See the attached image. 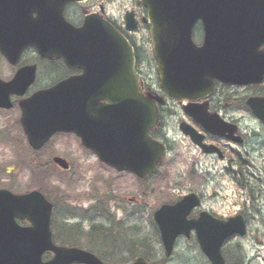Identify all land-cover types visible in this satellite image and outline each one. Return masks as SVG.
<instances>
[{
	"label": "water",
	"instance_id": "water-1",
	"mask_svg": "<svg viewBox=\"0 0 264 264\" xmlns=\"http://www.w3.org/2000/svg\"><path fill=\"white\" fill-rule=\"evenodd\" d=\"M87 0H0V53L16 65L22 53L35 48L45 59H62L83 76L38 92L21 103V124L34 150L56 134H75L100 161L140 179L157 172L165 148L149 133L159 121L156 100L146 98L135 71L134 49L110 24L88 17L75 28L64 17L69 3ZM148 9L153 53L162 90L171 99L187 101L186 113L210 133L225 135L220 117L210 119L193 102L212 94L215 81L231 86L260 85L264 81V0H141ZM201 21L205 41L197 47L192 30ZM126 28L135 32L133 13ZM36 66L21 69L13 81L0 80V109L13 108L11 97L25 96L36 79ZM104 103V104H101ZM248 106L264 123V99ZM181 130L194 144L202 137L186 125ZM233 133L232 130L229 131ZM210 153L207 147H203ZM68 170L66 161H54ZM200 205L195 194L155 214L166 255L177 239L196 231L204 255L212 264H225L222 247L235 235H246L243 217L228 222L206 213L198 221L187 218ZM52 204L40 192L14 195L0 190V264H105L92 253L57 246L53 240ZM19 222H29L24 227ZM50 253L53 257L44 260ZM134 264H147L142 258Z\"/></svg>",
	"mask_w": 264,
	"mask_h": 264
},
{
	"label": "rangeland",
	"instance_id": "rangeland-1",
	"mask_svg": "<svg viewBox=\"0 0 264 264\" xmlns=\"http://www.w3.org/2000/svg\"><path fill=\"white\" fill-rule=\"evenodd\" d=\"M135 7L137 0H117L116 5L108 8L107 12L122 25L126 12L134 10ZM137 37L144 41L143 45L141 43L138 45V49L144 64L142 72L145 84L158 92L159 96H163L152 54L150 32L143 30ZM34 55H36L34 51L27 52V60L30 61ZM47 65L49 64L43 63L41 67V81H47L49 78ZM11 71L0 56V77L4 79L9 77ZM253 92L246 89H218V93H224V96L238 98L251 95ZM166 102L171 105L174 103L168 99ZM19 117V113L15 110L0 112V187L19 194L34 189L43 190L57 204L56 219L62 221L65 220L67 207L73 206L89 212L92 206L96 205L95 203L103 202L112 216L111 220L123 222L126 228L125 234L129 235L128 240L132 248L134 244L136 245L132 243L133 241L149 243L152 251L154 250V257L150 252L154 264L163 260L165 254L149 216L161 205L172 203L187 193L202 190L207 192L208 197L214 194L215 190L222 193V196L218 195L220 199H216V203L207 200L206 207L214 206L215 210L221 207L223 200L228 203H236L239 200L232 196L231 190H235L233 188L235 184L221 172L227 162L222 163L214 157L202 156L180 133L179 122L174 119L170 122L169 133L167 132L172 151L168 152L159 173L148 183L140 184L131 174H118L107 169L94 155L86 152L75 138L58 137L43 155L37 157L31 155L22 128L18 124ZM237 117L243 120L241 124L246 127L245 130H259V123L252 114L243 112L238 113ZM263 141L264 138L261 137L249 143L252 160L255 166L262 168V172H264V159L261 154L253 151L252 146H258ZM55 156L64 157L70 163L71 171L65 173L51 166L52 158ZM39 165H44L46 168V174L41 180L34 178L31 171ZM263 176L259 184H264ZM261 193L262 196H259V202L256 203L257 209L253 213L257 219L253 217L251 220V234L239 242L234 241L231 245L234 253L240 255L247 264H264V221H262L264 192ZM89 225L87 220L83 222L85 232L88 231ZM99 244L101 243L94 245L101 249ZM190 247H193V243L180 242L167 264H208L203 255ZM119 257L122 262L132 261V257L127 253L120 254Z\"/></svg>",
	"mask_w": 264,
	"mask_h": 264
},
{
	"label": "flooded vegetation",
	"instance_id": "flooded-vegetation-1",
	"mask_svg": "<svg viewBox=\"0 0 264 264\" xmlns=\"http://www.w3.org/2000/svg\"><path fill=\"white\" fill-rule=\"evenodd\" d=\"M116 3H117V0H102V1H88L83 4H76V3L69 4L65 9V17L66 19H68V21L72 22L76 27H82L84 24L85 18L87 16L95 15L99 18H102L108 21L119 32H121L133 45L138 46L140 43L143 45L144 41L140 39L142 41L140 42L137 36L143 30H150L149 25L145 23V20L148 16L147 10L141 7L139 4H137V7L134 8V10H132L133 13H135L136 20L138 21L139 29L136 33H129L125 30L124 25H121L116 18L111 17V15H109L107 12V9L110 7H113L114 5H116ZM192 37H193L194 42L198 46H201L203 44L205 32H204V27L202 23H197L194 26L193 31H192ZM27 58L28 56H24L21 62L16 66L10 65L6 60H4V62L7 64V66L12 71L9 77L5 79L0 77L5 82H10L15 77L19 69L25 66H29V65H36L38 67L37 79L34 85L28 90L26 97L23 98L22 100L30 98L31 96H33L35 93L39 91L49 89L57 85L63 80H67L72 77H79L82 75V71L77 70V69H69L62 61H58V60L45 61V60L40 59L37 55H34V57H31L32 59L30 61L27 60ZM40 61H42V64L43 63L49 64L47 65V67L49 68L47 72L49 74V78L47 79V81H42V84L40 83L42 79L39 74L40 69H41ZM141 62H142L141 59L137 57V71L143 80L144 78L143 72H142L143 66ZM216 87L225 88L226 86H222L216 83ZM234 89L250 90L251 88H234ZM148 91L150 92L151 90L148 89ZM145 93L147 92L145 91ZM259 97H263V96H259ZM218 99L219 98L217 96L215 97L212 96L211 98L198 103V105L199 106L204 105V111L208 117L215 119V117L220 116L222 120L227 125H229L228 131L233 130L232 134H230L229 132H226L225 135H216V134L209 133L196 120L188 117L185 114L183 106L178 105V104L170 105L169 103H164L163 105L159 106V116H160V121H161L160 125L161 127L163 126L165 129H167V132L169 133L170 122L174 119L177 121V123L179 122L178 123L179 131L183 124L194 129L200 136L203 137L200 143L201 145L194 146L195 149L199 151L202 156L208 157L209 155H207L205 151L202 149V146L206 145L211 149L212 152H214L212 157H214L215 159H217L219 162H222V163L226 161L227 165L222 168L223 170L221 172L226 173L227 178L228 179L230 178L233 183L235 182L236 191L239 193V196L237 197V199L239 198V200H237L236 203L235 202L228 203L226 200H223L224 203H222L221 205L222 208L220 207L219 209L215 210L214 206L206 207L207 200L209 199L210 202L216 203V199H220L218 195L222 196V193H219L215 190L214 194H211L208 197L206 194L207 193L206 191H203V190L199 192L195 191L194 193H196L197 196L199 197L201 205L192 212L191 216L189 217V220H198L201 218L203 213H208L210 217H212L215 220H220V221H229L236 217H243L247 223V236L245 237L247 238L248 235L251 234V220H253V217H254L253 213L257 209L256 203L259 202V196H262L261 192L262 191L264 192V184H259V182H261L262 179L256 173L255 174L252 173L253 180L250 183V175H249L250 161L249 159L252 158V154L249 149L250 147L249 140L251 136L254 137V135L255 137L264 138V125L260 123L259 121H257L259 123L258 125L259 130H256L257 132L255 131L253 135H250L248 133L249 131L245 130L246 127L242 126L241 124L243 120L237 117L238 113L244 112L243 107L242 106L240 107V105L236 102H232V103L216 102ZM234 99H238V98H234ZM13 101H14V106H15L14 110L20 114L19 103L21 102V99L14 98ZM0 112H6V111L0 110ZM168 133L165 135L163 139H162L163 136L160 134L159 129L155 133V139L160 141L166 147L167 151L171 149V140L168 139L169 137ZM256 133H257V136H256ZM58 137L59 138L71 137V138H75L78 141V139L73 135H58L56 138ZM213 149H217L219 151H216ZM252 149L253 151H256L257 154H261V156L264 159V154H263L264 141L259 143L258 146H252ZM59 157L65 159L62 156H59ZM252 165L253 167H255L254 162L252 163ZM54 167L56 169L61 170L57 166H54ZM62 172H65V171H62ZM257 172H260V168H257ZM254 179H255V182L257 183L253 182ZM146 183L147 182H144V184ZM140 184H143V183H140ZM187 194L183 195L181 198L177 199L176 201L172 203H165V204L173 205L177 201L182 200ZM249 196H251L250 203H249V198H248ZM153 215L154 214L152 213V215L149 216L151 223L153 222V218H154ZM261 217L263 218V215H261ZM245 238H240L236 236V237H232L225 243L223 247V254L227 261L226 264H247V262H245V260H243L240 255H236L234 253V250L231 246L234 241L239 242V240H242ZM182 240H183L182 242L193 243V247H190V249L196 250L199 254L202 253L200 246L197 242L196 235L194 233L190 236V238L182 239ZM132 243H137V242L133 241ZM145 246L147 247V249H151L148 242H145ZM161 264H167V263H161Z\"/></svg>",
	"mask_w": 264,
	"mask_h": 264
},
{
	"label": "trees",
	"instance_id": "trees-1",
	"mask_svg": "<svg viewBox=\"0 0 264 264\" xmlns=\"http://www.w3.org/2000/svg\"><path fill=\"white\" fill-rule=\"evenodd\" d=\"M154 133L155 131L152 132L153 135ZM42 170L38 167L32 169L33 177L41 180L44 174H46ZM96 211L95 213L91 212V215H89L82 209L66 208V217L63 221L56 219L57 215L55 211L52 224L55 241L65 246L86 248L111 263H124L120 258L121 256L119 257L120 254L127 253L132 258L137 256L138 254L135 248L139 245L134 244V248L130 250V243H126L127 239H124L123 236L125 231L122 228H118V226L123 227V225L115 222H107L109 220L103 221L101 219L103 215L94 218L92 215L96 214ZM74 219L79 222L72 224L71 221ZM86 220L90 224L87 232L84 231L82 226V222H86ZM119 239L122 241L121 244L119 243ZM96 243H101L99 244L101 249H98L94 245ZM121 245L123 247H120Z\"/></svg>",
	"mask_w": 264,
	"mask_h": 264
}]
</instances>
